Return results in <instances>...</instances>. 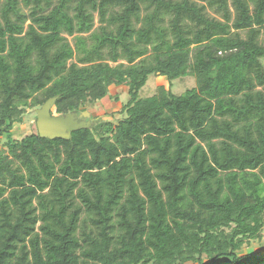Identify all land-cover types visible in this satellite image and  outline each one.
Masks as SVG:
<instances>
[{
	"label": "trees",
	"instance_id": "16d2710c",
	"mask_svg": "<svg viewBox=\"0 0 264 264\" xmlns=\"http://www.w3.org/2000/svg\"><path fill=\"white\" fill-rule=\"evenodd\" d=\"M263 60L264 0H0V264H264ZM122 86L116 122L13 138Z\"/></svg>",
	"mask_w": 264,
	"mask_h": 264
},
{
	"label": "rangeland",
	"instance_id": "374dc122",
	"mask_svg": "<svg viewBox=\"0 0 264 264\" xmlns=\"http://www.w3.org/2000/svg\"><path fill=\"white\" fill-rule=\"evenodd\" d=\"M23 12L27 13L28 10L23 8ZM208 13L210 16H215L213 12L208 10ZM218 17V16H215ZM99 26V23L97 22V15L95 14V26L94 29H96ZM244 36V32L240 33ZM88 34H84L83 36H87ZM67 40L73 46V37L66 36ZM71 62H76V58L74 57L72 60L69 61V64ZM264 63V60H263ZM112 66L115 64L110 63ZM188 86L194 85V80L189 79L186 81ZM164 85L167 87V81L165 78H155L154 76H150L148 79V82L146 86L141 91V96H150L155 93L157 86ZM185 89L183 88V84L181 83V80H176L173 82L172 86V93L175 95L181 94ZM128 100L127 95V87H114L111 89V94L108 99H105L103 101L97 102L92 106H86L84 107V110L90 113L91 116V126L94 125L97 121H104V120H111L113 122H116L117 120L123 118L125 114L120 112L121 106ZM39 107H31L26 110V113L23 117V122L21 124H16L13 127L12 135L14 139H21L26 135H29L32 130L34 129V124L36 122V110L39 109ZM5 137V136H4ZM4 138L0 139V148H3ZM243 252L248 253H256L260 254L264 252V230L262 231L261 237L259 240H254L251 242L250 245L246 246L244 248Z\"/></svg>",
	"mask_w": 264,
	"mask_h": 264
},
{
	"label": "water",
	"instance_id": "95a60500",
	"mask_svg": "<svg viewBox=\"0 0 264 264\" xmlns=\"http://www.w3.org/2000/svg\"><path fill=\"white\" fill-rule=\"evenodd\" d=\"M57 97L46 100L36 110V130L41 138L69 141L72 133L91 127V116L87 111L70 112L65 115H51Z\"/></svg>",
	"mask_w": 264,
	"mask_h": 264
}]
</instances>
